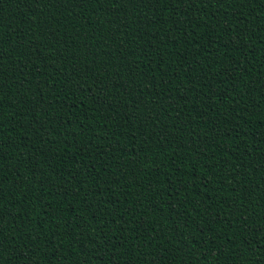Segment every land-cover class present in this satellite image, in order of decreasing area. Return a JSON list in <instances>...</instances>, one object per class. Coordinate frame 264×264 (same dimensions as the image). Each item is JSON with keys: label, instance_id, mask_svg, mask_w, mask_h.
<instances>
[{"label": "trees", "instance_id": "16d2710c", "mask_svg": "<svg viewBox=\"0 0 264 264\" xmlns=\"http://www.w3.org/2000/svg\"><path fill=\"white\" fill-rule=\"evenodd\" d=\"M0 264H264V0H0Z\"/></svg>", "mask_w": 264, "mask_h": 264}]
</instances>
